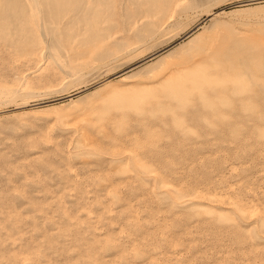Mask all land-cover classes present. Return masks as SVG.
Returning <instances> with one entry per match:
<instances>
[{
  "label": "rangeland",
  "instance_id": "obj_1",
  "mask_svg": "<svg viewBox=\"0 0 264 264\" xmlns=\"http://www.w3.org/2000/svg\"><path fill=\"white\" fill-rule=\"evenodd\" d=\"M102 1L0 0V264H264V0Z\"/></svg>",
  "mask_w": 264,
  "mask_h": 264
},
{
  "label": "bare ground",
  "instance_id": "obj_2",
  "mask_svg": "<svg viewBox=\"0 0 264 264\" xmlns=\"http://www.w3.org/2000/svg\"><path fill=\"white\" fill-rule=\"evenodd\" d=\"M9 1V0H8ZM32 1V3H31V5L33 6H31V9L32 8H34V11H35V13L37 14V18L38 17H40V19H39V21L38 22H40V21H43L44 19H43V12L46 14V16H47V20L50 22V23H53L55 26L53 27V25L51 24V26L53 27L50 31H51V33H52V35L53 34H57V32H59V38L58 39H61L60 41H61V43H62V45H63V47L65 46V47H67V48H69L70 46H71V44H72V42L70 43V40H71V37L70 36H67V31L68 30H70L69 28H71L73 25H74V23L76 22V24L77 23H80L82 20H84V21H82L83 23L85 22L86 23V19L85 18H87V17H91L89 20H91V19H94L95 21L97 20L96 18L100 15V14H98V16H97V13H96V8L94 7V6H97V5H94L93 6V4L92 3H90V5L92 4V7H94L95 8V10L92 8H90V7H88V6H90L89 5V2H92V0H84L83 1V3H80V4H78L79 2H81L82 0H80L77 4L78 5H80V7H79V11H77V10H75L74 11V9L75 8H73L72 9V6H73V1L74 0H31ZM42 1L44 2V7H42ZM102 1V0H101ZM114 1V0H113ZM131 2L130 3H128V5L129 4H131L132 3V0H130ZM134 2H135V0H133ZM141 0H139V2H140ZM143 1V0H142ZM151 1V0H150ZM147 1V2H149L150 3V6H149V8H148V6L146 7V6H144V5H146L147 4V2H146V0H145V3L146 4H144L143 6H142V4H141V6L139 7V10L142 8V7H146L147 9V11H144V13L143 14H141V15H139L138 13H140L139 11H138V7H137V14L135 13V15L137 16V15H139L138 17L140 18V19H143V16H146V18H147V16H148V18L147 19H149V17L151 16V18H154L155 16H157L158 17V15H159V17H162V18H164V17H166L165 16V12H167V10H170L171 11V9H173L174 7H175V5L177 4V2H178V0H160V1H158L157 2V0H156V2H154L155 0H153V1ZM16 2V1H15ZM97 2V1H96ZM103 2V1H102ZM115 2V1H114ZM127 2H129V0L127 1ZM134 2H133V4H134ZM136 2H137V0H136ZM12 3V2H11ZM28 3H29V1H28ZM95 3V2H94ZM104 3V2H103ZM124 3V2H123ZM143 3H144V1H143ZM24 4H26V2L24 3ZM97 4V3H96ZM106 4V3H105ZM109 4V3H108ZM133 4H131L132 6H133V8H131L132 9V14H134L133 13V9H134V7H136V3L133 5ZM137 4H139L138 2H137ZM107 5V4H106ZM13 6V5H12ZM26 6L28 7V5L26 4ZM101 6V4L99 5V7ZM103 6V5H102ZM131 6V7H132ZM139 6V5H138ZM5 7V6H4ZM4 7H2L3 9H4ZM26 7V9H28ZM74 7V6H73ZM110 8H111V6H109ZM108 7V8H109ZM129 7H130V5H129ZM9 8V7H8ZM7 8V9H8ZM20 8V7H19ZM103 8H104V6H103ZM126 8V7H125ZM171 8V9H170ZM3 9H1V11L3 10ZM6 9V8H5ZM10 9H12V7L10 8ZM16 9H17V7H16ZM20 9H23V8H20ZM99 9V8H98ZM107 9V8H106ZM124 9V8H123ZM126 9H130V8H126ZM130 9V10H131ZM13 10V9H12ZM25 10V9H24ZM24 10H22V12H20V13H24L23 11ZM29 10V9H28ZM28 10H26V11H28ZM71 10L73 11V14L71 15V14H69V16H67V14L69 13V12H71ZM100 10V9H99ZM98 10V11H99ZM143 10H144V8H143ZM143 10H140V11H143ZM4 12H5V10H3ZM3 11H2V13L0 12V14H2V15H6V13H8V12H6L5 14H3ZM33 11V10H32ZM97 11V12H98ZM104 11V10H103ZM113 11V10H112ZM135 11H136V8H135ZM134 11V12H135ZM18 12V13H19ZM99 12H101V16H102V10H100ZM109 12H111V10L109 11ZM125 12V11H124ZM126 12L128 13V11L126 10ZM131 12H129L130 13V15H131ZM11 13H12V11H11ZM15 13V11L13 12V15H15L14 14ZM33 13V12H32ZM107 13V12H106ZM169 13V12H168ZM26 12H25V15H23L22 14V16H26ZM29 14V13H28ZM35 14V15H36ZM111 14V13H110ZM124 14V13H123ZM158 14V15H157ZM160 14H161V16H160ZM1 15V16H2ZM8 15V14H7ZM19 15V14H18ZM18 15L16 16L17 18H18ZM34 15V16H35ZM111 15H113V14H111ZM125 15H127L126 13H125ZM143 15V16H142ZM214 15H217V14H215V13H208V16L210 17V18H213L214 17ZM1 16H0V18H1ZM11 16V15H10ZM9 16V17H10ZM14 16V17H15ZM33 16V15H32ZM41 16H42V19L43 20H41ZM87 16V17H86ZM97 16V17H96ZM104 16H107V15H103V17ZM129 16V15H128ZM135 16V17H136ZM142 18H141V17ZM152 16H154V17H152ZM164 16V17H163ZM3 17V16H2ZM5 18H6V16H4ZM85 17V18H84ZM92 17H94V18H92ZM109 17V16H108ZM127 17V16H126ZM134 17V16H133ZM134 17V18H135ZM8 18V17H7ZM12 18H13V16H12ZM11 18V22H12V20H15V19H12ZM23 18V17H22ZM21 18V19H22ZM25 18H27V16L25 17ZM33 18V17H32ZM84 18V19H83ZM105 18V17H104ZM124 18V17H123ZM128 18V17H127ZM127 18H125L126 20H128ZM139 18H137L136 17V20L137 19H139ZM150 18V19H151ZM9 19V18H8ZM21 19L20 20H18V21H21ZM24 19V18H23ZM28 19H30L29 18V16H28ZM36 19V18H35ZM99 19V18H98ZM149 19V20H150ZM157 18H154V20H156ZM159 19H161V18H159ZM10 20V19H9ZM77 20H79V22L77 21ZM81 20V21H80ZM94 20L92 21L91 20V23L93 22L94 23ZM101 20V19H100ZM129 20H131V19H129ZM154 20H152L151 22H154ZM3 21H4V18H3ZM2 21V22H3ZM5 21H6V19H5ZM37 21V20H36ZM132 21H135V20H132ZM0 22H1V20H0ZM11 22H9V23H11ZM15 22H17V21H14L13 22V24L15 23ZM25 22V21H24ZM81 22V23H82ZM88 22V21H87ZM156 22V21H155ZM154 22V23H155ZM73 23V25L71 26V24ZM85 23L83 24V25H85ZM97 23H98V20H97ZM148 23H150V22H147V25H148ZM153 23V24H154ZM19 24H20V22H19ZM18 23H17V25H19ZM21 24L22 25H24V23L23 22H21ZM20 24V25H21ZM39 24V23H38ZM37 24V25H38ZM41 24H44V22L43 23H41ZM86 24H88L89 25V23H86ZM151 24V23H150ZM15 25V24H14ZM17 25L15 26L16 28H17ZM19 25V26H20ZM22 25L20 26V27H22ZM82 25V24H81ZM88 25H87V27H88ZM92 25V24H91ZM91 25H89V26H91ZM94 25V24H93ZM92 25V26H93ZM96 25V24H95ZM39 26V25H38ZM42 26V25H41ZM47 26V25H46ZM76 26V25H75ZM75 26H73L74 28H75ZM14 27V26H13ZM45 27V26H44ZM43 27V28H44ZM72 27V28H73ZM77 27H79L78 25L76 26V28ZM81 27H85V29H86V25L85 26H80V28ZM96 27H97V25H96ZM1 28V27H0ZM39 29H40V26L38 27ZM43 28H41L40 30H39V33H38V31H37V36L35 35V37H36V39L33 37V36H31L30 35V39L32 38L33 40H35V42H33V40L31 39V41L33 42V43H31V45L32 44H34V45H32V46H34V48H32V46H30V42H29V44L27 43V45H28V47L30 46L32 49H33V51H30L31 50V48H30V50H29V52H31V54H29V55H35L33 58H37L36 56H38V53H40V50H41V41H44V38H45V36H44V34H46V33H44V30H43ZM45 28H47V27H45ZM71 28V31L73 30ZM79 28V29H80ZM19 29V28H18ZM83 28H81V30H82ZM85 29H83L82 31L83 32H81V31H78V29H77V31L81 34L82 33V36L84 35H86L87 34V36L90 34V33H93V32H91L92 31V29H91V27H90V31L89 30H87V31H89L90 33H88L87 31H85V33L86 34H84V30ZM96 31H95V30ZM93 29V31H94V34L96 33V35H95V37L98 35V33L102 30V29H100V31H98L97 30V28H94ZM12 30V29H11ZM20 30H21V28H20ZM20 30H18V32H16V33H19V31ZM38 30V29H37ZM13 31H14V29H13ZM46 31V30H45ZM49 31V30H48ZM70 31V32H71ZM74 31H76V29H74ZM73 31V32H74ZM76 31V32H77ZM102 33L104 32V34H105V30L104 31H101ZM36 33V32H35ZM49 33V32H48ZM68 33H69V31H68ZM72 33V32H71ZM71 33H69V35H71ZM78 33V34H79ZM50 34V33H49ZM73 34H75V35H77L75 32L73 33ZM94 34H92V36L94 37ZM104 34H103V36L102 35H100V37H104ZM32 35H34V34H32ZM51 34H50V36H52ZM56 35H54V36H52L53 37V39H51V40H53V42L56 44V45H58L57 43L58 42H60V41H58V39L55 37ZM74 36V35H73ZM81 36V35H80ZM81 36V37H82ZM99 36V35H98ZM98 36H97V39H95V38H93L92 37V39H91V41H89V43H86L87 44V46H85V48H86V50H85V48H84V45H83V48H82V46L81 45H79V46H81V48H82V50H84L85 52H88V53H93L94 51V49H95V47L97 48L98 47V43H99V41H95V40H98V39H100V37L98 38ZM55 37V38H54ZM69 37H70V39H69ZM89 38V40H90V35L88 36ZM27 38H29V37H27ZM74 38V37H73ZM84 38V37H83ZM101 38V39H102ZM46 39V38H45ZM54 39L57 41V43L54 41ZM87 39V38H86ZM93 39H94V43H92V41H93ZM20 40V39H19ZM23 39H21L20 41H22ZM80 40V39H79ZM24 41V40H23ZM72 41V40H71ZM86 41V40H85ZM83 42V41H82ZM100 42H101V40H100ZM61 43H59V45L61 44ZM98 45H97V44ZM21 44L23 45L24 43H22L21 42ZM21 44H20V46H21ZM26 44V43H25ZM24 44V45H25ZM23 45V47H24V50H25V46ZM27 45H26V49L28 50V48H27ZM44 45H45V48H47V50H46V52L48 51V50H50V48H49V45L47 46V44H46V42L44 43ZM53 45V44H52ZM62 45H60V47L62 46ZM56 47H59V46H56ZM45 48H44V50H45ZM72 47H70V49H71ZM81 48L79 47V48H76V49H78V50H81ZM73 49V48H72ZM71 49V50H72ZM208 48L207 47H202L200 50H202V52H205L206 50H207ZM26 50V51H27ZM75 50V49H74ZM77 51V50H76ZM90 51V52H89ZM45 52V51H44ZM26 53V52H25ZM51 53V52H50ZM47 53V54H49V58L50 59H53L54 57V55L51 53ZM82 53V55L83 54H85L84 52H81ZM200 53H201V51H200ZM199 53V55H202V54H200ZM77 55V54H76ZM75 55V56H76ZM88 54H86V55H84V56H87ZM90 55V54H89ZM88 55V56H89ZM99 55V54H98ZM41 56L43 57V56H45V54H41ZM84 56L83 57H81V59L83 58L84 59ZM38 57H40V56H38ZM78 57H79V55H78ZM78 57L76 58V59H78ZM98 57V56H97ZM71 58H73V56L71 57ZM86 58V57H85ZM42 60H44L43 58H41ZM76 59H75V57L72 59V60H75L76 61ZM80 59V58H79ZM53 61V60H52ZM54 61H55V58H54ZM65 72V71H64ZM179 84V83H178ZM180 86V85H179ZM191 86H193V85H191ZM17 91H18V89H17Z\"/></svg>",
  "mask_w": 264,
  "mask_h": 264
}]
</instances>
